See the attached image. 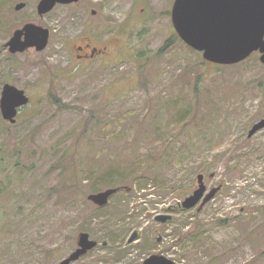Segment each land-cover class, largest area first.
I'll use <instances>...</instances> for the list:
<instances>
[{
	"label": "rangeland",
	"instance_id": "rangeland-1",
	"mask_svg": "<svg viewBox=\"0 0 264 264\" xmlns=\"http://www.w3.org/2000/svg\"><path fill=\"white\" fill-rule=\"evenodd\" d=\"M40 1L0 0V95L9 83L30 99L16 124L0 115V264H59L81 233L97 246L71 264H264V130L248 137L264 119L260 54L219 66L180 40L160 52L174 0L39 16ZM26 24L48 29V44L11 54ZM88 43L107 65L75 59ZM199 174L221 189L185 210ZM110 188L106 206L87 199Z\"/></svg>",
	"mask_w": 264,
	"mask_h": 264
},
{
	"label": "water",
	"instance_id": "water-1",
	"mask_svg": "<svg viewBox=\"0 0 264 264\" xmlns=\"http://www.w3.org/2000/svg\"><path fill=\"white\" fill-rule=\"evenodd\" d=\"M80 0H41L37 14L44 16L57 5H71ZM25 7L19 3L15 10ZM94 14V11H92ZM171 23L175 34L186 46L202 53L203 59L219 66L238 64L255 52L260 54L259 61L264 64V0H174L170 11ZM48 29L26 24L16 30L6 46L11 54L22 53L29 48L43 51L49 40ZM25 91L6 83L0 95L1 119L10 125L16 124L19 111L29 104ZM264 130V119L255 123L248 132V137ZM210 174V177H213ZM197 189L181 204L185 210L199 204L200 210L213 200L220 186L207 191L204 175L196 178ZM117 189L91 194L88 200L98 207L106 206ZM156 220L165 223L171 216H157ZM136 240L134 233L128 243ZM97 243L81 233L77 240V249L59 264H71L94 249ZM142 264H176L162 255H151Z\"/></svg>",
	"mask_w": 264,
	"mask_h": 264
},
{
	"label": "flooded vegetation",
	"instance_id": "flooded-vegetation-1",
	"mask_svg": "<svg viewBox=\"0 0 264 264\" xmlns=\"http://www.w3.org/2000/svg\"><path fill=\"white\" fill-rule=\"evenodd\" d=\"M75 59L78 61H85V62H92V61H100L103 63V65H107L104 62L105 54L107 53L106 48H98V47H92L89 43L78 46L75 48ZM212 178V177H211ZM136 234V240L138 239L139 235Z\"/></svg>",
	"mask_w": 264,
	"mask_h": 264
},
{
	"label": "trees",
	"instance_id": "trees-1",
	"mask_svg": "<svg viewBox=\"0 0 264 264\" xmlns=\"http://www.w3.org/2000/svg\"><path fill=\"white\" fill-rule=\"evenodd\" d=\"M179 39H178V37H177V35H173L172 37H170L166 42H165V44H164V46L162 47V49H160V52H163V51H165V50H167L168 48H170L171 46H173L177 41H178ZM8 128H9V126H7ZM1 150L2 149H0V152H1ZM3 157H1L0 156V164L3 162ZM15 167H18V164H16L15 165ZM114 176H116L115 174H113ZM121 174H119V176H120ZM119 176H118V178H117V180H119ZM74 179H76V180H78L79 179V177H78V175H74ZM112 179H113V181H112V183H115V182H117V181H114V178L112 177ZM71 180V179H70Z\"/></svg>",
	"mask_w": 264,
	"mask_h": 264
}]
</instances>
